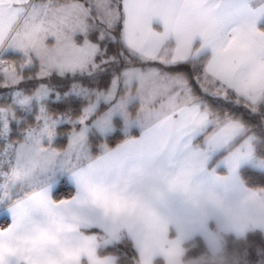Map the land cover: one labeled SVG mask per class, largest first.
Returning <instances> with one entry per match:
<instances>
[{
	"label": "snow or ice",
	"instance_id": "obj_1",
	"mask_svg": "<svg viewBox=\"0 0 264 264\" xmlns=\"http://www.w3.org/2000/svg\"><path fill=\"white\" fill-rule=\"evenodd\" d=\"M0 218V264H264V0H0Z\"/></svg>",
	"mask_w": 264,
	"mask_h": 264
},
{
	"label": "trees",
	"instance_id": "obj_2",
	"mask_svg": "<svg viewBox=\"0 0 264 264\" xmlns=\"http://www.w3.org/2000/svg\"><path fill=\"white\" fill-rule=\"evenodd\" d=\"M66 143V141H65ZM71 191V188L70 186H68L67 184L61 186V189H60V195L63 197L65 196L68 192ZM0 221H2V218H0Z\"/></svg>",
	"mask_w": 264,
	"mask_h": 264
}]
</instances>
